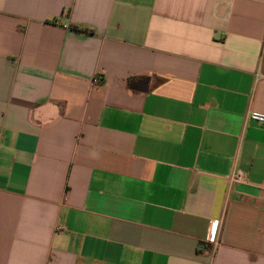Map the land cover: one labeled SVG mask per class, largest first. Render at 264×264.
Returning a JSON list of instances; mask_svg holds the SVG:
<instances>
[{
	"label": "crops",
	"instance_id": "0c3cea01",
	"mask_svg": "<svg viewBox=\"0 0 264 264\" xmlns=\"http://www.w3.org/2000/svg\"><path fill=\"white\" fill-rule=\"evenodd\" d=\"M248 111L264 0H0V264H264Z\"/></svg>",
	"mask_w": 264,
	"mask_h": 264
},
{
	"label": "built area",
	"instance_id": "2783aa9c",
	"mask_svg": "<svg viewBox=\"0 0 264 264\" xmlns=\"http://www.w3.org/2000/svg\"><path fill=\"white\" fill-rule=\"evenodd\" d=\"M97 82V78L93 79V83ZM245 119L248 121H252L258 123L260 125H264V114L256 111H248L245 114ZM229 182L231 185L236 186L238 184L246 183V174L240 170H233L229 176ZM208 241L211 244H216L217 237L215 235V230H211Z\"/></svg>",
	"mask_w": 264,
	"mask_h": 264
},
{
	"label": "trees",
	"instance_id": "16d2710c",
	"mask_svg": "<svg viewBox=\"0 0 264 264\" xmlns=\"http://www.w3.org/2000/svg\"><path fill=\"white\" fill-rule=\"evenodd\" d=\"M74 29H77V27L76 26H72Z\"/></svg>",
	"mask_w": 264,
	"mask_h": 264
}]
</instances>
